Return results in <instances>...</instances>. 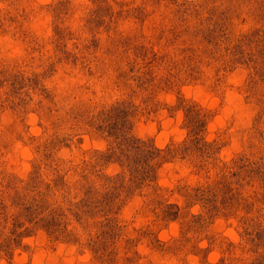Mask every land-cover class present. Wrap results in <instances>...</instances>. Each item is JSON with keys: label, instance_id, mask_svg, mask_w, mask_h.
Segmentation results:
<instances>
[{"label": "rangeland", "instance_id": "1", "mask_svg": "<svg viewBox=\"0 0 264 264\" xmlns=\"http://www.w3.org/2000/svg\"><path fill=\"white\" fill-rule=\"evenodd\" d=\"M0 264H264V0H0Z\"/></svg>", "mask_w": 264, "mask_h": 264}, {"label": "trees", "instance_id": "2", "mask_svg": "<svg viewBox=\"0 0 264 264\" xmlns=\"http://www.w3.org/2000/svg\"><path fill=\"white\" fill-rule=\"evenodd\" d=\"M188 125L193 126L200 121L201 113L195 111L192 107L187 108ZM192 132V128L190 133ZM192 134V133H191ZM118 157L125 162V169L130 171L133 181L152 182L156 178L157 170L170 161L176 155L182 153L184 155H203L204 148L212 146L198 136H192L186 139L180 145H167L164 148L156 146L152 141L134 136L124 137L119 144ZM118 177V175H117ZM116 177V178H117ZM113 180V179H112Z\"/></svg>", "mask_w": 264, "mask_h": 264}]
</instances>
